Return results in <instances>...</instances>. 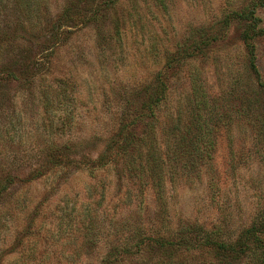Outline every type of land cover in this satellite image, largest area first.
Listing matches in <instances>:
<instances>
[{"label":"rangeland","instance_id":"obj_1","mask_svg":"<svg viewBox=\"0 0 264 264\" xmlns=\"http://www.w3.org/2000/svg\"><path fill=\"white\" fill-rule=\"evenodd\" d=\"M255 1L0 0V178H11L0 191V264H225L197 248L170 256L153 239L198 226L235 240L264 210V145L236 112L261 102L239 96L254 79L247 21L229 19ZM256 14L264 79V5ZM193 70L228 117L194 165L166 157ZM160 75L167 92L141 150V160L149 149L158 157L151 175L150 163L127 168L138 147L108 148ZM150 113L132 130L148 129Z\"/></svg>","mask_w":264,"mask_h":264},{"label":"trees","instance_id":"obj_2","mask_svg":"<svg viewBox=\"0 0 264 264\" xmlns=\"http://www.w3.org/2000/svg\"><path fill=\"white\" fill-rule=\"evenodd\" d=\"M107 1L114 2V0H106V2ZM260 5H264V0H256L252 6L231 10L229 19L235 16L247 21V27L243 31V40L246 48L250 52V72L254 75V79L247 78L246 80L248 81L243 87V80L245 79L241 76H237V87H243L239 96L242 95L246 97V99L253 97V105L261 99L257 108L253 109L251 104L246 103L247 105L245 107L239 108L236 112L245 116L246 123L256 130L258 142H262L264 145V106L261 104L262 98L264 97V79L259 73L256 56V38L263 32L260 26V18L256 14L257 7ZM193 43L198 44L195 41ZM186 49H188V46L184 51H186ZM191 79L192 97L189 100V107L187 108V110H189L188 117L181 123V127L175 126L177 132H175V136L167 142L166 157L176 161L183 157H188L190 160L192 158V165H194L197 161V159L194 160V154L200 159V162L209 158L214 144V124L221 118L228 119V117L226 108L222 107V111H218L217 108H220V106L211 102V98L195 70L192 72ZM250 81H255L257 89H253L250 86ZM167 87L168 84L161 75L154 83L144 86L142 89L144 97L141 104L143 108L142 111L136 113L130 121L124 120L121 122L119 129L109 140L111 144L108 149L116 147V152L121 155L129 154V150L132 151L138 147L136 151L137 156H133V158L126 162L127 168L135 169L136 167H141V169H143L145 164L150 163L151 175H153L155 171L153 166L158 159L155 152L151 149L147 150L146 159L141 160L143 158L141 150L145 137H154V107L161 103L163 97L166 95ZM139 90H141V88ZM148 111L151 112L148 116L150 119L146 126L148 129L142 132H138L137 129V132L132 130L137 119L139 121L140 117H144ZM168 130L172 132L169 127ZM143 135L146 136L143 137ZM100 157V163L106 164L102 163L107 160V156L104 152ZM53 162L55 165L61 164L60 159L53 160ZM10 180L11 178L8 175L0 178V191L7 186L6 184ZM188 230L182 229L176 238H166V240H160L158 242L155 239L153 240L158 243V247L162 249L167 248L169 251L166 253L170 256L183 247L185 249L197 248L201 251L205 250L207 252L206 255L212 257L211 262L216 259L217 261H224L225 264H264V210L261 213L260 219L246 228L243 234L235 240L221 238L218 229L206 230L198 226H193L191 232H188ZM194 232H196V237L193 242L192 233ZM142 241L141 238L139 245H142ZM168 264H172V262L169 261Z\"/></svg>","mask_w":264,"mask_h":264}]
</instances>
